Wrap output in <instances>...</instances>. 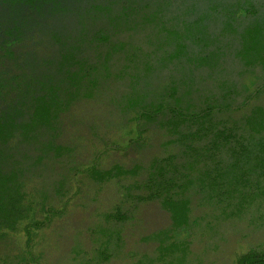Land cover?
I'll list each match as a JSON object with an SVG mask.
<instances>
[{
    "label": "trees",
    "instance_id": "1",
    "mask_svg": "<svg viewBox=\"0 0 264 264\" xmlns=\"http://www.w3.org/2000/svg\"><path fill=\"white\" fill-rule=\"evenodd\" d=\"M93 100L130 117L136 140L163 133L166 155L82 171L61 118ZM81 173L99 188L131 183L88 229L90 250L76 237L70 264L123 259L126 227L150 203L170 224L130 264H206L238 227L264 233V0H0V264H40L30 229L44 222L25 225L23 251L3 241L31 221L30 201L45 213L72 201ZM238 264H264V251Z\"/></svg>",
    "mask_w": 264,
    "mask_h": 264
},
{
    "label": "rangeland",
    "instance_id": "2",
    "mask_svg": "<svg viewBox=\"0 0 264 264\" xmlns=\"http://www.w3.org/2000/svg\"><path fill=\"white\" fill-rule=\"evenodd\" d=\"M31 43L16 49V53L29 50ZM59 142L73 146L82 171L95 166L107 170L115 165L132 168L135 165H147L152 159L166 155L164 142L166 137L160 132H150L137 139L135 124L131 118L120 114L106 101H84L76 104L61 118ZM131 181H116L97 187L84 174H79L70 194L72 201L46 203L48 213L42 210L43 201H30L35 208L31 221L20 227L3 241V252L11 247L17 251L26 249L27 234L24 227L35 221L44 222L39 229L32 231V250L40 264H70L72 249L76 237L83 238L85 248L93 247L88 229L98 221V215L109 212L122 200L124 185ZM35 184L28 187L33 193ZM61 210L63 212H61ZM205 210L194 202V215L199 216ZM48 218V220H47ZM50 219V221H49ZM170 224V216L162 211L157 203L142 205L125 230V250L123 259L111 264H130L135 255L151 250V245L141 242L147 236ZM194 250L201 255L203 245L196 241ZM2 250V249H0ZM264 251V233H258L246 226H240L230 236L217 254H210L206 264H238L239 259L250 252Z\"/></svg>",
    "mask_w": 264,
    "mask_h": 264
}]
</instances>
